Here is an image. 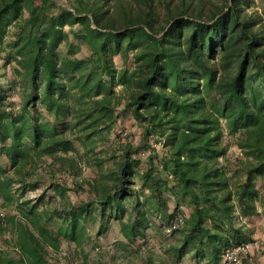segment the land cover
I'll list each match as a JSON object with an SVG mask.
<instances>
[{
	"label": "trees",
	"instance_id": "obj_1",
	"mask_svg": "<svg viewBox=\"0 0 264 264\" xmlns=\"http://www.w3.org/2000/svg\"><path fill=\"white\" fill-rule=\"evenodd\" d=\"M253 1L0 0V78L11 70L0 84V200L17 211L0 220V264H60L50 251L63 242L85 262L89 227L98 221L101 236L107 214L127 243L184 215L182 227L163 231L175 261L220 264L226 248L252 239L236 220L264 217V1L259 10ZM127 112L143 126L141 141L121 143L104 172L106 159L91 154ZM225 135L244 152L234 165L223 159ZM150 140L164 149L161 178L155 156L144 168L139 155ZM43 159L52 177L53 168L75 178L93 165L97 176L75 181L92 199L51 207L44 191H67L57 180L41 201L23 199Z\"/></svg>",
	"mask_w": 264,
	"mask_h": 264
},
{
	"label": "rangeland",
	"instance_id": "obj_2",
	"mask_svg": "<svg viewBox=\"0 0 264 264\" xmlns=\"http://www.w3.org/2000/svg\"><path fill=\"white\" fill-rule=\"evenodd\" d=\"M252 3L253 8L256 10H259V7L262 4L259 0H254ZM82 52L83 54L86 53V49L84 48ZM82 52L80 55H82ZM114 63L117 66H121L123 60L120 56H116L114 58ZM128 65L130 66L131 63ZM10 72V68H7L6 74L0 78V84L4 88L8 87L7 81ZM2 73H4V70L0 68V75ZM9 100L15 102L18 101L16 95L11 96ZM142 131L143 126L136 122L133 115L130 112L125 113L124 116L117 120L116 124L112 128L109 139L97 148L96 154H91L92 159H96V156L106 159L103 163V171L105 172L107 170L106 167L111 166L114 162V159H112L111 156L114 154L118 155L120 153L119 147L121 143L129 140L134 144H139L142 137ZM124 132L127 136H122V133ZM234 141V138L228 135H225L222 139V144L226 146V153L223 159L227 158V160L233 165L235 164V160L238 157L244 156V152H242L241 149L237 147ZM149 147H152L154 150L150 151ZM142 150L145 151V155H139L142 159H144L143 167L147 168L148 159L146 158L148 154L154 155V164L156 167L153 170V174L156 178H161L163 173L160 171L158 161L163 158L164 149L162 145L159 142L150 140ZM136 156L138 157V154H135V157ZM49 162L50 159H43L42 163L38 164L36 169L28 174L23 199L29 201L30 204H33L35 201H41L40 194L43 193V190L48 186V183H50L51 180H57L67 186V191L65 192L64 197L55 194L52 190L46 189L44 191L45 196L43 200L48 202L51 207H62L64 205L78 204L81 201H90L92 199L91 195L77 187L75 181L78 179H92L93 177L97 176L100 171H97L93 165L86 166L82 163L81 171H79L78 176L75 178H73V175L68 171L61 172L56 168L50 170L55 172V176L52 177L49 170L46 168V165ZM3 165L6 168L9 167V163L6 161ZM35 181H37L35 185L29 184V182ZM140 185L141 179L139 175H136L134 177L133 186L137 189V191L147 194V189L144 188L143 191H141L142 189L140 188ZM256 186L258 189H263L264 180L258 179L256 181ZM17 187V184H13V191H15V193L18 192ZM41 203L42 202H40L39 206H41ZM169 206L171 210L175 206V202L170 200ZM183 209H185V207ZM4 212L15 214L17 211L15 210L14 206H12L7 208V210ZM107 216L108 214L104 218V221H108L107 230L101 236L96 235L98 221H96L92 227H89V232L92 236V239L91 242L84 246V249L88 252V258L85 262H82V253L79 251L80 248L76 247L73 243L67 244L66 242H63L61 245L62 250L59 252L50 251L53 253L51 254L59 260L60 264L65 263V261H68L70 264H145L147 259L150 257L155 263L158 264H193L188 257H184L180 261H175L169 251L163 250V244L167 242L166 240L170 241L171 239L170 237L164 238V230L159 229L157 226H151L146 229L145 240L137 239L136 241L127 243L121 236L118 223L114 220H111ZM249 219H244L245 221L249 222L248 227L246 226L245 222H242V219H237L236 224H243L244 228L249 229V231L252 233V239H258L262 241L261 237L264 235V225H262L264 224V217L256 215L250 217ZM3 236L2 239L0 237V246L6 248L7 246L4 242ZM7 236L10 237L9 235ZM118 242L125 243L127 245L125 249L121 247ZM74 249L76 250V254L73 255L72 253ZM12 252L16 255V251L14 252V249ZM65 254L68 255L67 259L64 258Z\"/></svg>",
	"mask_w": 264,
	"mask_h": 264
},
{
	"label": "built area",
	"instance_id": "obj_3",
	"mask_svg": "<svg viewBox=\"0 0 264 264\" xmlns=\"http://www.w3.org/2000/svg\"><path fill=\"white\" fill-rule=\"evenodd\" d=\"M122 136H127L126 133H122ZM141 156L145 155V151L140 153ZM4 215L3 211H0V217ZM160 215L153 214V219L159 224L162 222L159 220ZM184 224V215L177 214L173 219L164 227L165 232L169 233L173 229H178ZM256 253L264 254V241L258 239H251L248 242L241 243L237 246H231L226 248L221 255L220 264H243L245 260H250Z\"/></svg>",
	"mask_w": 264,
	"mask_h": 264
},
{
	"label": "crops",
	"instance_id": "obj_4",
	"mask_svg": "<svg viewBox=\"0 0 264 264\" xmlns=\"http://www.w3.org/2000/svg\"><path fill=\"white\" fill-rule=\"evenodd\" d=\"M185 210H186V207H185L184 211ZM0 211H3V212L5 211V209L1 206V200H0ZM260 216L263 217V215H261V214H260ZM244 219H247V218H244ZM244 219H242L243 220L242 222H245L246 226L248 227L249 226V222L245 221ZM0 220H1V217H0ZM249 221H250V219H249ZM262 225H264V224H262ZM0 237L2 239L1 234H0ZM261 238H262V241H264V235ZM3 239H4V237H3ZM0 248L6 249L3 246H0ZM243 264H264V254L263 253H256L250 260H245Z\"/></svg>",
	"mask_w": 264,
	"mask_h": 264
}]
</instances>
